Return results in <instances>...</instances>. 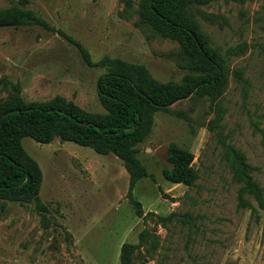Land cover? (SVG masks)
Returning a JSON list of instances; mask_svg holds the SVG:
<instances>
[{
	"label": "rangeland",
	"instance_id": "rangeland-1",
	"mask_svg": "<svg viewBox=\"0 0 264 264\" xmlns=\"http://www.w3.org/2000/svg\"><path fill=\"white\" fill-rule=\"evenodd\" d=\"M139 3L0 0L47 23L0 27V107L18 90L26 104L62 99L105 113L97 85L109 68L87 63L80 46L92 62L120 58L182 82L180 42L142 24ZM191 11L228 62L218 95L192 92L154 112L137 144L148 175L132 187L113 153L24 137L41 185L30 200L0 195V264H122L125 244L136 246L130 264H264V207L249 195L253 207L240 204L225 155L229 146L244 153L264 195V0H209ZM172 143L194 154L192 185L164 176Z\"/></svg>",
	"mask_w": 264,
	"mask_h": 264
},
{
	"label": "trees",
	"instance_id": "trees-1",
	"mask_svg": "<svg viewBox=\"0 0 264 264\" xmlns=\"http://www.w3.org/2000/svg\"><path fill=\"white\" fill-rule=\"evenodd\" d=\"M208 1L140 0L139 3L142 24L154 33L180 42L181 65L189 70L182 82L160 81L145 65L120 58L104 57L92 62L88 52L80 46L87 63L109 68L99 77L97 85L105 113L86 112L62 99L26 104L15 90L12 98L0 107V195L30 200L39 192L42 173L25 150L24 137L39 143H50L59 137L89 146L101 154L113 153L127 164L131 187L147 176L148 171L138 157L137 144L149 134L154 112L192 92L217 96L227 81L229 67L225 55L211 44L191 11L192 5ZM34 24L47 25L45 20L16 5L0 8V27ZM169 155L172 165L164 169L165 178L173 183L192 185L198 178L193 166L194 154L172 143ZM225 155L233 180L241 183L240 204L253 207L245 197L249 195L264 207L263 189L252 176L254 168L244 153L229 146ZM143 238L144 232L141 241ZM135 247L123 246L122 264H130V253Z\"/></svg>",
	"mask_w": 264,
	"mask_h": 264
}]
</instances>
